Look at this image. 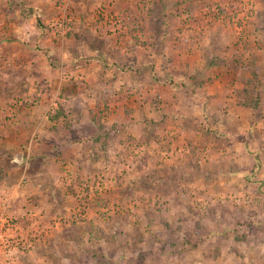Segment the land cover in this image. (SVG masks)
I'll use <instances>...</instances> for the list:
<instances>
[{"label":"rangeland","instance_id":"374dc122","mask_svg":"<svg viewBox=\"0 0 264 264\" xmlns=\"http://www.w3.org/2000/svg\"><path fill=\"white\" fill-rule=\"evenodd\" d=\"M28 1L0 0V126L9 132L2 131L8 134L2 143L17 141L22 157L26 145L46 141L52 157L36 159L34 166L32 154L24 161L12 154L0 157L3 197L12 196L11 186L27 170L21 183L26 195L5 204H10L9 219L23 231L38 234L29 251L1 249L0 264H264V0H134L128 8L123 0H100L98 19L103 18V23L83 30L74 22L77 13L71 2L55 0V6H49L51 15H67L65 22L54 25L38 20V31L30 21L18 18L20 11L30 15ZM148 11L166 17L164 33L188 32L196 37L190 45L201 43L203 36L215 41L217 47L212 41L211 54L205 53L206 73L213 83L219 80L218 65L225 59L219 54L225 51L221 48L236 41L238 45L226 51L237 76L222 79L231 88L225 92L221 85L219 91L226 98L233 93L244 102L261 105L255 110L256 131L213 128L218 119L200 122L196 129L204 131L193 130L188 122L173 131L169 122L152 119L146 126L140 125L137 115L129 119L144 106L136 88L160 77L150 70L156 66L152 53L124 55L114 48L123 41L115 34L127 30L136 34L138 43L147 44L148 39L139 40L138 35L158 33L161 28L138 22L139 15ZM175 17L181 19L171 20ZM192 18L198 23L186 30L184 21ZM55 34L64 37L55 39ZM97 48L106 49L110 59L101 51L95 53ZM193 53L164 55L160 67L177 62L179 72L189 74L185 62L192 68L204 65L199 53ZM31 62L35 66L30 68ZM76 64L110 69V92L105 93L103 104L97 112L93 104H74L79 113L68 117L55 94L45 108L50 129L46 134L52 133L53 139L40 129L33 130V136L35 123L29 120V111L39 105L35 97L42 99L39 93L48 83L49 93L57 91L62 75L71 74ZM136 64H144L147 71L138 73ZM118 68L127 73L124 79L117 76ZM247 85L254 87L251 96ZM73 87L78 94L80 89ZM228 123L235 127L234 121ZM10 130L21 133V141ZM60 145L67 152L76 151L82 162L58 165ZM48 161H52L50 168ZM29 171H36V176ZM37 177L46 178L38 202L31 183ZM35 186L40 193L43 186ZM30 201L37 208L22 212L30 208Z\"/></svg>","mask_w":264,"mask_h":264},{"label":"crops","instance_id":"0c3cea01","mask_svg":"<svg viewBox=\"0 0 264 264\" xmlns=\"http://www.w3.org/2000/svg\"><path fill=\"white\" fill-rule=\"evenodd\" d=\"M67 1L69 2V4L71 2L72 6H74V10L77 13V16L76 14H75V17L73 16L75 19L74 22L78 23V27L81 30L85 29V27H89L92 24H102L103 23L104 21L103 18L98 19L100 16L99 15L100 11L98 8L100 0H75L74 2H72V0H67ZM28 2H29L28 5L32 6V8L29 9V11L27 12L30 15L24 16L23 13H21L20 11L18 13V18H22L24 19V21H30V23L35 25L36 31L39 30L36 24L38 20H41L42 22H45L46 24L48 22H52L54 25L57 23L60 24L61 22H65V19L63 18H66L67 15L65 16L59 15L57 17L56 15L55 16L51 15V10L49 9V6L50 5L55 6L56 4L55 0H29ZM133 2L134 0H123V3L126 8H128V6H131ZM186 2H189V1L186 0ZM138 18H139L138 22L143 23L144 24L143 26H145L146 23L147 25L152 24V23L158 24L161 27L159 29V32L157 33L156 31L154 32L149 31V32H146V34L143 33V34L138 35L139 40L148 39L147 44L138 43L136 41L138 40V37H136V34H131L130 31H127V30L124 31L126 32V34L116 33L115 35H117L118 38L123 39V41L121 40L122 44H119V45L117 44V46H114V48H118L124 55L126 54L128 56H133L134 52L145 51L149 54L152 53L153 60L156 59L155 61H153L156 64V66H155V69L151 68L150 70L151 71L154 70L153 72L155 76L160 77V78H158L159 79L158 81L157 80L152 81V80L147 79L144 85L139 84V87L136 88V91L140 90V94H139L140 103L144 104V106L136 110L132 115H130L129 119H133L132 116L137 115L136 119H140L142 121L140 125L144 124L146 126H149V121L151 122L152 119L154 121L157 120L158 123L159 122L162 123V121L169 122L170 124L169 129L173 131H179L180 129H182L181 122L190 123V126L192 127L193 130L204 131L205 129L197 130L196 127H198L199 125H200L199 127H201L202 122L205 123L208 120L210 122L211 121L216 122L215 120L218 119L217 125L215 124L214 126L212 125L213 128L220 127L222 131H256V129H254L253 126H254V122L256 121L258 117V112L255 113V110L259 111V106L261 105L244 106L241 103V101L238 99V95L235 94L234 96V94L232 93L230 98H226L224 97L225 95H221L222 93L219 91L221 90L219 89L221 85H223L225 92L228 89V87L231 88V85L228 84L226 80H222V79H224L225 77L231 78L233 76L234 77L237 76L235 74V71L233 72L231 70V69L235 70V68L231 62L233 60L229 58L230 51H226V49H230V47H236L238 45L236 41H235V45H230L229 47L226 46L224 48L223 47L221 48L222 50L225 49V51L219 54L224 56L225 59L222 58L224 61H222V63L218 65V72L220 73L219 80L213 83V79L210 80L211 78L210 74L208 75L206 73V69H209V66H208V63L205 61V53L211 54V52H209V48H210V45L212 44V41H214L212 38H210L209 36H203L204 38H202L201 43H196L195 46L192 44L190 45L189 42L193 43L194 39L197 40L196 37L195 38L192 37L191 33L190 34L188 32L183 33V34L175 33L177 34L175 35L172 33L163 32L162 28H163L164 20H166V17L163 14H160V16L158 17V16H155L152 11H148V13L139 15ZM176 19L178 22V20L181 19V17L171 18V20L173 21ZM68 20L71 21V17H68ZM196 20L197 19L192 18V21H188V22L184 21L186 25V30L187 29L189 30L190 25H195V23H198V21ZM56 35L57 34H55V37H54L55 39H60L61 37H64L63 34H60L61 37H57ZM214 47H217L215 45V41H214ZM51 50L52 52L54 51L53 48H51ZM100 51L101 53L103 52L104 54H106L105 55L106 57L109 55L108 59H110V54L106 52V49L97 48L95 50V53L97 52L99 53ZM193 52L199 53L201 57L200 61H202L203 62L202 64L204 65H202V67L200 65H196V66L194 65L195 67L192 68V66L190 67L185 66L186 65V62H185L184 68H186V70L190 72L189 74L180 73L179 72L180 66L178 65L177 62H173L169 68L164 67L161 69L160 67V64L163 62L162 56L164 55L186 56V55H191L190 53H193ZM213 54H217V53H213ZM144 64H141L139 66L136 64L139 67L138 68L137 66H135V69L138 70L137 71L138 73L141 74L142 71L144 72L147 71V67H145ZM45 65L46 64H44L43 67ZM31 66L33 67L35 65L32 64L31 62V65L29 67L31 68ZM33 70L34 69H32V71ZM117 70H118L117 76L121 77L122 75L124 79V74H127L124 71V69L118 68ZM160 72L163 73L162 77L160 75ZM115 77L116 76L114 73V76L112 78L116 79ZM72 78H74V80ZM172 78L173 80L175 78L176 81L175 80L171 81ZM88 79L92 80V82L90 81L89 83ZM71 81L73 83H70ZM85 82L91 85H89L88 87V85ZM184 83L186 85H183ZM73 85L77 86L80 89L78 94H76L77 92L74 91ZM45 86L46 88H42L41 92L39 93L42 99L39 100L37 99V97H35L39 104L38 107H33L34 109L29 111L31 113L29 115L30 116L29 120L35 123L34 128L32 127V131H30L31 132L30 134L33 133V136H35L34 131L40 129L43 132L44 136L46 135L45 137H48L49 139H53L51 138L52 136H54L52 133L46 134L50 130L49 125H46L47 123H45L46 120L49 121L48 117L45 115L46 114L45 108L47 109L50 103L49 98L52 100L53 98H55L53 97L55 94H59V96L61 97L60 102L64 105L66 112L68 114V117H72L79 113V112L76 113V111H74V108L72 107L74 104H78V105L79 104H83V105L93 104L95 106L94 111L97 112L98 106H100V104H103L101 103V101L104 99L105 93L107 91L108 93L110 92V69L107 70L105 68V65H97V66L90 65L89 67H87V64H81L79 66H77L76 64L75 68L74 69L72 68L71 74L69 75L67 74L65 76L64 74L62 75L61 85L57 91L52 90L53 92L49 93L48 91H50V86L52 85L48 83V84H45ZM82 91H85V93L82 94L81 93ZM97 91L100 92L101 94H96ZM92 92L94 93V96ZM84 100H86V102ZM109 104H110V99H109ZM250 109L253 110V112L251 111L250 113L249 111ZM38 110H41V112ZM107 111L108 112L106 113L110 115V107L108 108ZM194 120L196 121L198 120L199 123H193ZM226 120H228L227 124H226ZM143 121H147V122L145 123ZM229 121H234L235 127L229 126L230 125V123H228ZM1 123H2V120H0V124ZM126 125L127 124H124V127ZM202 126H204V124ZM4 129H2V126H0V157H3L4 155H9V154L15 155L16 157H18V155L21 156L19 152H22V150L19 148L17 141L14 143H12L11 141L6 144L2 143L4 141L3 140L4 136L8 135L2 132V131H6ZM80 131H82V129ZM11 132H12L11 134H13L14 132L15 137L19 138L18 141H21V137H20L21 133H17L16 131H11ZM79 134H82V133L80 132ZM6 138L7 140H9L8 136ZM33 139L34 138H32V140ZM45 142L46 141H43L41 143H36V146L34 147H32L31 145L32 143L30 144L29 147L26 145L25 149H23L24 155L20 159L24 161L25 158L27 159L30 158V155L32 154L33 157L31 159L33 161H31L30 164H32L33 166H34V162L36 159L42 158V159L49 160L52 157V151H50L49 149H46ZM60 150L61 152H59L57 156L58 160L56 161L58 165L64 164V163H71V161H73L76 164L79 162H82L81 156H79L78 154L76 156V151L75 153H73V151L67 152L66 149H64L62 145H60ZM72 154H74L73 159L70 158L72 157ZM48 162L49 164L47 165V167L50 168L51 167L50 165H52L51 163L52 161L51 162L48 161ZM74 166L76 165L74 164ZM68 167L69 165H66V168ZM24 172L25 173L23 174L22 180L25 178V176H27L26 174L27 170H24ZM35 172L29 171L30 176H33V177L36 176L34 174ZM65 172H67V170H65L63 174H65ZM37 173L38 175H40L43 172L39 170L37 171ZM0 179L2 180V178ZM45 179L46 178L42 177V179L40 180V177H37L31 181V183H33L34 185L32 189L35 195L37 196L39 195L38 197L36 196L37 197L36 202H38V199L41 200V198L43 197V192L45 191L44 186H43L45 185V181H44ZM22 180L20 182L18 181L17 184H13V186H11L14 192L12 194L13 201H17L18 196L26 195L25 192L27 191L21 189ZM35 185H38L39 187L43 186V188H41L40 193H39V189H36L37 187ZM30 195L32 194L30 193ZM30 195H28L29 198L32 197ZM28 206H30L29 209H24V210L19 209L17 213L20 214L21 213L20 210L24 212L34 207L37 208V206L33 204L32 202L29 203ZM69 214L70 213L64 214V216L69 215ZM65 260H63L62 262H65ZM67 262L73 263L71 259H69V261L67 260Z\"/></svg>","mask_w":264,"mask_h":264},{"label":"built area","instance_id":"2783aa9c","mask_svg":"<svg viewBox=\"0 0 264 264\" xmlns=\"http://www.w3.org/2000/svg\"><path fill=\"white\" fill-rule=\"evenodd\" d=\"M13 197H3L0 194V250L7 248L8 251L19 250L26 252L31 250L35 245V238L38 239L31 229L23 231L22 227L15 224L13 219H9L8 208Z\"/></svg>","mask_w":264,"mask_h":264},{"label":"trees","instance_id":"16d2710c","mask_svg":"<svg viewBox=\"0 0 264 264\" xmlns=\"http://www.w3.org/2000/svg\"><path fill=\"white\" fill-rule=\"evenodd\" d=\"M211 65H213V63H210ZM209 64V65H210ZM254 69H260L259 67L257 68V67H255ZM247 87L249 88V93H247V95H249L250 94V96L252 95V91L251 90H254V87L253 86H249V85H247ZM238 92H240V91H238ZM240 97V96H239ZM240 101H241V103L244 105V106H255V103H254V101L253 102H244V101H242L241 100V98L239 99ZM257 104V103H256Z\"/></svg>","mask_w":264,"mask_h":264},{"label":"water","instance_id":"95a60500","mask_svg":"<svg viewBox=\"0 0 264 264\" xmlns=\"http://www.w3.org/2000/svg\"><path fill=\"white\" fill-rule=\"evenodd\" d=\"M20 155H18V158L20 159L21 158V156L19 157Z\"/></svg>","mask_w":264,"mask_h":264}]
</instances>
